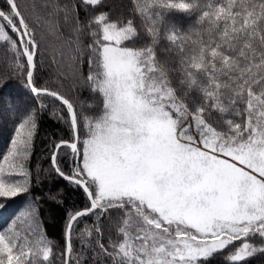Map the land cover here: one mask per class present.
I'll return each instance as SVG.
<instances>
[{
  "label": "snow or ice",
  "instance_id": "obj_1",
  "mask_svg": "<svg viewBox=\"0 0 264 264\" xmlns=\"http://www.w3.org/2000/svg\"><path fill=\"white\" fill-rule=\"evenodd\" d=\"M5 2L0 41L11 43L17 61L26 58V66L18 64L25 87L61 101L70 116L73 140L55 148L71 149L78 162L67 175L54 152L53 167L82 188L90 204L69 214L64 264L86 259L73 251L79 219L93 214L99 220L110 210L122 213L116 239L106 246L98 223L77 237L82 252L93 251L94 264L101 255L111 264H207L237 240L241 246L227 256L231 264L264 253V243L250 242H264V0H131L147 40L139 45L133 18L112 20L100 11L81 21L76 4L53 0L46 20L55 29L60 13L65 23L74 21L69 59L100 98L99 105H86L92 114L78 113L59 92L34 85L35 29L17 0ZM79 3L95 9L103 0ZM172 12L196 14L197 27L183 31L168 19ZM7 29L21 38L19 48ZM161 40L176 57L171 65L157 54ZM10 88L0 85V119L15 116V137L3 157L7 175L0 166V198L30 192L24 162L36 128L34 112L21 113ZM213 112L219 127L211 122ZM28 214L33 223L25 234L15 221L0 230V264H52L53 245L35 207Z\"/></svg>",
  "mask_w": 264,
  "mask_h": 264
},
{
  "label": "trees",
  "instance_id": "obj_2",
  "mask_svg": "<svg viewBox=\"0 0 264 264\" xmlns=\"http://www.w3.org/2000/svg\"><path fill=\"white\" fill-rule=\"evenodd\" d=\"M148 3L150 0H143ZM20 11L29 23L30 27L35 29V38L39 45L37 54L34 57L35 68L33 71V82L38 88H47L57 91L65 98L69 99L77 109L78 113L92 114L86 105L97 106L100 104V98L89 91L81 78V68L75 65L70 59L71 48L69 38L73 35L74 21L70 19L67 23L63 20V13L59 14V28L55 29L50 25L46 17L49 11L54 10L46 7L52 4L53 0H17ZM60 5L67 4L70 8L72 4L77 5L78 16L81 21H86L89 17L100 11H106L110 14L112 20L134 19L138 30L141 32V39L137 44L146 43L143 35V25L138 16L133 12L131 0H103L101 6L92 8L79 3V0H55ZM0 9H8L5 0H0ZM77 13H73L75 15ZM168 19L178 25L183 31L187 32L193 27H197L196 14L187 15L181 12H172ZM56 31L58 38L56 43H51L47 37V31ZM12 40H19L15 33L7 29ZM85 44L89 42L88 38L82 37ZM168 47L166 40H161L157 47V54L160 59L166 60L171 65L176 57L171 52H165L163 49ZM66 51V52H64ZM65 56L64 61L59 60L58 54ZM18 64H25L24 57L17 61L16 53L13 51L10 42L0 41V85L5 82L10 83L9 89L16 102L20 105V111L25 110L34 112L36 128L30 143L28 144V156L25 160V167L29 172L30 192L20 194L12 198H0V230H6L15 221V228L25 234L29 226L33 223V217L28 213L35 207L38 212V218L42 221V230L46 233L48 240L53 245L52 264H64L62 253L65 249V226L69 214L78 210H83L90 206L86 195L82 189L73 183L60 178L51 165V156L55 145L61 141L73 140V132L70 125L67 108L55 100L46 96L34 97L30 89L25 87L26 73L18 69ZM83 74L88 71L87 57L84 58ZM6 90V91H9ZM197 93H191V96L197 98ZM11 100L10 97H5ZM219 120V114L213 112L212 121L214 124ZM15 116L9 113L7 119H0V166L4 168L5 175L9 171L8 165L4 163L3 157L11 149V141L15 137ZM216 126H221L216 124ZM26 137L22 136L21 139ZM12 162L10 158L9 163ZM73 154L66 146H62L57 151V165L65 174L70 175L75 167ZM11 179H24L15 176ZM122 215L119 210H110V216L105 215L97 220V216L90 214L79 219L75 224L73 231V251L74 256H85L83 264H94L93 251L88 249L82 252L81 240L77 239L81 231L86 227L99 224L102 229L101 241L107 246L109 238L116 239V231L119 225L118 217ZM94 233V237H95ZM251 243L260 246L262 243L259 237L252 238ZM242 244L241 240L235 241L222 253H218L214 258L208 260L207 264H231L227 256L233 253ZM94 246V244H93ZM72 264H75L73 260ZM96 264H111L104 256H100ZM239 264H264V253H256Z\"/></svg>",
  "mask_w": 264,
  "mask_h": 264
},
{
  "label": "rangeland",
  "instance_id": "obj_3",
  "mask_svg": "<svg viewBox=\"0 0 264 264\" xmlns=\"http://www.w3.org/2000/svg\"><path fill=\"white\" fill-rule=\"evenodd\" d=\"M47 31V37H48V39H49V41H50V44L52 43H56L57 42V38L59 37L58 36V33L56 32V31H48V30H46ZM18 38V37H17ZM63 50V49H62ZM64 51V50H63ZM64 52H66V51H64ZM58 57H59V60H63L64 61V59H65V56H64V54H62V53H59L58 54ZM189 120H191V117H189Z\"/></svg>",
  "mask_w": 264,
  "mask_h": 264
},
{
  "label": "water",
  "instance_id": "obj_4",
  "mask_svg": "<svg viewBox=\"0 0 264 264\" xmlns=\"http://www.w3.org/2000/svg\"><path fill=\"white\" fill-rule=\"evenodd\" d=\"M20 39L21 38H18V40L20 41ZM26 39V38H25ZM25 61H26V58H25ZM33 71H34V69H33ZM31 92V91H30ZM31 94L34 96V97H36V96H38L37 94H34V93H32L31 92ZM40 96H46V97H48V98H51V99H53V100H55L56 102H58V103H60L61 105H63L62 104V102L61 101H59V100H56L54 97H51V96H48L47 94H44V93H41V94H39ZM63 106H65V105H63ZM66 107V106H65ZM67 108V107H66ZM68 117H69V121H70V116H69V113H68ZM72 132H73V130H72ZM57 149L55 148L54 149V152H56V154H57ZM70 151H71V149H70ZM53 152V153H54ZM72 153V152H71ZM52 156H53V154H52ZM52 156H51V165H52V167H53V163H52ZM76 163L78 162V161H75ZM53 169H54V167H53ZM55 170V169H54ZM56 172V171H55ZM57 173V172H56ZM57 175L60 177V178H62V179H64L63 177H61L58 173H57ZM64 180H66V179H64ZM66 181H68V180H66ZM69 182V181H68ZM82 189V188H81ZM82 191H83V189H82ZM83 193H84V191H83ZM85 194V193H84ZM86 195V194H85ZM87 197V196H86ZM88 199V198H87ZM89 201V200H88Z\"/></svg>",
  "mask_w": 264,
  "mask_h": 264
}]
</instances>
